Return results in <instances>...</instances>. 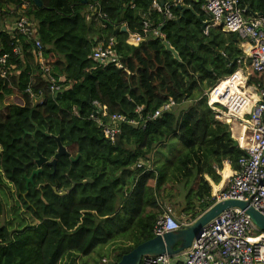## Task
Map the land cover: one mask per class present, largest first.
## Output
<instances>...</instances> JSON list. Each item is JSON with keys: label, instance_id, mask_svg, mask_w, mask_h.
I'll list each match as a JSON object with an SVG mask.
<instances>
[{"label": "trees", "instance_id": "1", "mask_svg": "<svg viewBox=\"0 0 264 264\" xmlns=\"http://www.w3.org/2000/svg\"><path fill=\"white\" fill-rule=\"evenodd\" d=\"M38 1L40 8L30 0H0V56L15 67L0 78V219L9 188L19 204L9 223L0 222V264H76L109 246H116L110 260L117 263L154 238L163 199L171 200L176 187L185 192L180 217L190 222L213 205L205 178L218 185L223 163L237 170L243 151L234 147L229 125L207 106L206 92L238 70L249 86L263 85L264 75L243 60L235 35L220 27L203 34L209 20L204 0H182L168 21L151 10V0H132L133 9L130 0H96L108 20L105 28L84 20L91 0ZM239 7L247 19L264 18V0H239ZM21 17L34 26L44 65L62 80L59 93L51 94L39 73L34 41L4 29ZM143 21L161 24L177 60L159 39L130 46L125 33L114 34L121 24L137 32ZM92 36L116 40L121 69L91 61ZM169 101L173 106L150 120ZM93 102L137 125H121L110 144L90 119ZM56 138L68 156L57 160L54 171L43 165L25 188L34 162L53 159ZM86 180L91 183L82 185ZM71 183L75 187L64 197L55 194Z\"/></svg>", "mask_w": 264, "mask_h": 264}, {"label": "built area", "instance_id": "2", "mask_svg": "<svg viewBox=\"0 0 264 264\" xmlns=\"http://www.w3.org/2000/svg\"><path fill=\"white\" fill-rule=\"evenodd\" d=\"M159 2L160 0H151L150 7L152 11L162 14L163 21L173 19L170 9L182 5V0L164 2L163 6ZM128 6L133 9L132 0ZM201 9L209 19L204 23L203 34L206 35L211 28L220 27L224 34L235 35L240 41L243 60L248 62L253 72L264 75V18H245L244 10L239 7V0H204ZM24 10L25 5H22L17 13L21 14ZM83 17L88 24H95L100 28H105L108 23L97 2L87 5ZM158 27H161V24L152 27L148 21H143L137 32H130L125 24L119 25L116 30L127 35L125 41L127 45L138 46L148 40L159 39L162 43L165 42ZM4 29L7 32L15 30L34 41L33 58L49 92L55 94L62 91L60 85L62 80H55L50 68L44 65L41 46L33 24L21 17L6 24ZM89 40L92 44L89 58L93 63L98 67L122 68L114 38L92 36ZM13 53L20 54L16 48L13 49ZM14 69V66L7 64L6 56H0V78H5L6 74ZM241 72V79L236 84L238 93L223 88L221 83L227 78L220 80L206 92L207 106L216 112L217 120L224 123L232 120L238 128L243 129L242 134L235 138L238 148L243 151V155L237 161V170L230 173L224 190L211 198L214 200L213 205L225 201L246 203L248 208L264 218V84L249 86L247 76L242 70ZM25 92L32 97L29 89ZM171 106L173 102L169 101L149 116L150 120L157 119L161 112L169 110ZM92 107L90 119L110 144L115 142L121 125H137L135 121L125 116L109 115L106 107L97 102H93ZM236 109H242L244 113L238 116ZM136 113H139V109ZM137 167H141V164ZM191 224L188 219L182 221L174 219L168 207L164 206L153 227V237L181 231ZM103 262L105 263V260ZM140 264H264V232L239 209H228L205 225L199 237L192 241L187 250L172 257L167 255L145 257L141 259Z\"/></svg>", "mask_w": 264, "mask_h": 264}, {"label": "water", "instance_id": "3", "mask_svg": "<svg viewBox=\"0 0 264 264\" xmlns=\"http://www.w3.org/2000/svg\"><path fill=\"white\" fill-rule=\"evenodd\" d=\"M36 7H41V2L38 0H30ZM92 2H96V0H91ZM86 4V2H84ZM160 5L163 6L164 1L160 0ZM14 29V28H13ZM124 30H122L123 32ZM117 33V30L114 31V34ZM162 46L164 49L169 52L174 59H178L177 54L174 52V50L168 45V43L163 42ZM47 137V135H45ZM55 142L57 144V152L54 155L53 159L48 162L47 160L43 158H39L34 162V165L36 166V170L32 171L29 178H25V188H27L28 184H31L32 178L36 175H38L41 170L40 167L45 163L46 166L55 169V165L57 160L60 159L62 156H68L66 150L62 145L60 144L58 138L55 139ZM237 144L234 142V147H236ZM78 158H76L75 161H77ZM33 162L30 161L29 165H32ZM26 165L23 169H25ZM91 183L90 180H86L82 183V185H86ZM75 187L74 183H71L70 188L65 189L61 193L55 194L58 197H64L68 192H70ZM38 190L40 187L37 188ZM239 209L242 211L245 215L249 217L251 222L260 230L264 232V218H262L258 213L253 211L251 208H248V205L246 203L241 202H235V201H225L217 203L213 206H211L207 211H205L203 214H201L198 218H196L193 223L186 227L185 229H182L181 231L175 232V233H167L164 234L162 237H154L153 239L149 240L148 242H145L143 244L138 245L135 247L130 253L124 255L119 262H108V263H100V264H140L141 259L145 257H157L161 255H167V256H174L176 254H179L185 250H187L190 246L193 240H196L201 230L205 225H207L210 221H212L215 217L223 213L224 211L228 209Z\"/></svg>", "mask_w": 264, "mask_h": 264}, {"label": "rangeland", "instance_id": "4", "mask_svg": "<svg viewBox=\"0 0 264 264\" xmlns=\"http://www.w3.org/2000/svg\"><path fill=\"white\" fill-rule=\"evenodd\" d=\"M223 182H224V180H223ZM225 184H226V182L224 183V187L226 186ZM175 190H176V192L173 193L171 200H169L167 197H165L163 199L164 200V206L168 207V209L170 210L171 215L174 217V219H176L178 221L187 220L186 218H183V217L179 218L180 217V214H179L180 209L183 208L184 204L186 203V201L184 199L185 192L182 191V189L180 187H176ZM1 199H2L5 207H4V214H3L2 218L0 219V222L1 223H5V222L9 223L12 220V216H13V206L15 204L17 206H19V204L16 203V199H15V196L13 194V190L10 188H9V192H7L5 196L2 195ZM14 209H16V208H14ZM20 211H21L20 213L22 214V216L24 218L29 219V217L25 214V212L22 209ZM191 223H193V221ZM115 247L116 246H109L108 248H97L93 252V254H91L90 256H88L86 258L78 259L76 264H98L99 263V259H98L99 255L104 256L105 263L112 262V260H110V259L112 257V250ZM101 263H103V261H101ZM61 264H63V263H61Z\"/></svg>", "mask_w": 264, "mask_h": 264}, {"label": "crops", "instance_id": "5", "mask_svg": "<svg viewBox=\"0 0 264 264\" xmlns=\"http://www.w3.org/2000/svg\"><path fill=\"white\" fill-rule=\"evenodd\" d=\"M237 73L240 72V74L242 75L241 70L236 71ZM232 77V75H231ZM230 77V78H231ZM222 80V79H221ZM220 81V80H219ZM218 81V82H219ZM217 82V83H218ZM235 91L238 92V90L235 88L234 91H232L233 93H235ZM238 109L235 110V112L238 114V116H241L238 112ZM232 120H228L225 123H227L229 125L230 128V137L232 138V140L235 142V138L237 135H241L243 132V129L238 128L234 123H232ZM238 148V146H236ZM233 170H231L229 164L227 162L223 163L222 166V170L220 171V182L218 185H215L213 182H211L208 178H205L207 183L209 184L210 188H211V197L213 198L217 193L221 192L224 190V183L226 182L227 178L229 177V173H231ZM224 178V179H223ZM224 182H223V180ZM222 180V181H221ZM226 185V184H225ZM181 218V217H180Z\"/></svg>", "mask_w": 264, "mask_h": 264}, {"label": "bare ground", "instance_id": "6", "mask_svg": "<svg viewBox=\"0 0 264 264\" xmlns=\"http://www.w3.org/2000/svg\"><path fill=\"white\" fill-rule=\"evenodd\" d=\"M239 79H241V74L240 72L235 73L231 78H227L226 80H224L221 85L223 86V88H229L230 90L234 91V89L236 88V84L239 81ZM237 92V91H235ZM238 93V92H237ZM237 112L241 115L244 113V111L242 109H238ZM230 175V173L228 174Z\"/></svg>", "mask_w": 264, "mask_h": 264}, {"label": "flooded vegetation", "instance_id": "7", "mask_svg": "<svg viewBox=\"0 0 264 264\" xmlns=\"http://www.w3.org/2000/svg\"><path fill=\"white\" fill-rule=\"evenodd\" d=\"M48 162H50V161H48ZM43 165H46V164L44 163ZM43 165H42V166H43ZM42 166H41V167H42ZM41 167H40V170H41ZM36 169H37V168H36ZM70 186H71V185H70ZM24 196H25V195H23V197H24Z\"/></svg>", "mask_w": 264, "mask_h": 264}]
</instances>
